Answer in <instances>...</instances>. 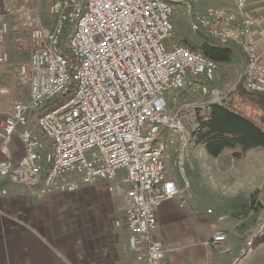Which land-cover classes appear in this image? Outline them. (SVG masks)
Here are the masks:
<instances>
[{
    "label": "built area",
    "instance_id": "2783aa9c",
    "mask_svg": "<svg viewBox=\"0 0 264 264\" xmlns=\"http://www.w3.org/2000/svg\"><path fill=\"white\" fill-rule=\"evenodd\" d=\"M13 1L0 0V64L9 59L7 16L15 13L28 30L16 49L26 42L29 53L16 72L15 88L25 87L27 96L15 98L0 124V155L7 154L15 133L23 153L15 161L0 158V181L40 182L39 195L71 193L112 181L123 170L126 187L117 188L128 231L123 255L160 264L165 248L153 237L156 208L173 198L184 206L183 191L189 188L184 174L182 186L168 176L166 161L172 150L182 172L196 111L221 102L213 85L218 63L172 39L170 0H45V18L37 6L13 8ZM234 2L237 12L195 11L191 24L218 45L238 50L239 81L264 94L253 21L244 12L246 0ZM187 90L208 100L168 108L167 94ZM260 205L264 211V196ZM226 238V231L217 230L205 244L226 253Z\"/></svg>",
    "mask_w": 264,
    "mask_h": 264
},
{
    "label": "crops",
    "instance_id": "0c3cea01",
    "mask_svg": "<svg viewBox=\"0 0 264 264\" xmlns=\"http://www.w3.org/2000/svg\"><path fill=\"white\" fill-rule=\"evenodd\" d=\"M19 4L20 0H14L11 6L19 8ZM7 19L8 33L14 40L12 43L7 37L4 48L9 59L0 64V124L15 98L27 96L25 87L15 88L19 60L13 45L18 39L26 40L19 36L24 28L15 13ZM252 31L260 61L264 63V15H256ZM238 55L242 60L240 52ZM202 98L200 93L197 99ZM192 147L191 150H198L200 146ZM251 150L239 157L227 150L202 158L204 175L211 180L207 194L217 204V210L209 212L211 215L205 203L195 205L190 195L184 206L175 198L159 204L153 237L165 248L160 264H264V243L252 247L251 242L263 220L262 196L250 204L251 193L264 181V157L250 155ZM22 153L20 140L12 137L7 154L0 158L15 161ZM254 173L258 174L257 180ZM117 176L112 181L81 185L75 192L47 195L37 193L40 182L25 186L8 179L0 181V264H142L133 253L123 255L128 231L123 223L122 195L117 188L126 185L122 181L124 172L120 178ZM169 177L183 185L172 175ZM217 230L227 232L226 253H218L205 244ZM246 244L248 248L243 251Z\"/></svg>",
    "mask_w": 264,
    "mask_h": 264
},
{
    "label": "rangeland",
    "instance_id": "374dc122",
    "mask_svg": "<svg viewBox=\"0 0 264 264\" xmlns=\"http://www.w3.org/2000/svg\"><path fill=\"white\" fill-rule=\"evenodd\" d=\"M253 1L254 0H246V6L244 8V12L254 22L257 14L264 15V0H260V2L257 4H253L252 3ZM170 4L173 9L172 18L175 27L172 39L184 45L200 43V38L194 32L195 27L191 24V19L195 11L203 12L206 9H210V8H227L231 11L233 10L237 12V8L234 0H170ZM19 5L37 6L38 12L42 15H45L47 12L45 0H42V3L41 0H20ZM260 6L261 8L259 11L255 10L256 7H260ZM189 7H191V11L188 13ZM21 33H19L20 34L19 36H23L24 38H27L28 35L27 29L21 31ZM67 34L68 32H66V35ZM7 37L8 40H11V42L13 43L14 40L13 36L8 33ZM65 41L66 38H64V42ZM169 43H170L169 41H164V45L166 47H169ZM13 45H14V50H16L15 48L16 42H14ZM16 51H17L16 57L19 60V65L20 63L23 62L27 63L28 44L25 42L23 49ZM241 69H242V60L238 55V53L236 52V50H234L229 62L218 64V70L214 77L213 85L221 92L222 99L234 85H236L237 83H241L239 81ZM197 98H200V92H190L189 90L181 94H178L176 92H171L170 94L166 95L168 108L170 109H173L182 103L193 102ZM207 99H208L207 96H204V98H202L203 101H206ZM253 112L256 111L253 110ZM13 137H17V134L15 133ZM192 146L194 145L189 143L188 145L189 149H187L186 151V155L182 165V172L180 171L178 164H176V161L178 159L176 153L170 150L169 158L166 161L168 173L169 175H172L177 180L178 183H183L182 174H184V177H186V179L189 181L190 188L189 190L183 191V196L186 198L188 195H190L192 196L195 205H201L202 203H205L206 204L205 208L208 207L210 211L211 210L215 211L217 210L216 201L212 200V197L207 194L209 188H211V180L205 177L202 165L200 164L202 158L208 157V154L204 151V148L202 146H200L198 150H191L193 148ZM249 154L254 156L264 157V149L260 147H255L252 148ZM123 172L124 171H120L117 178H120ZM257 177L258 174L254 173L255 180H257ZM115 182L117 183L118 180H116ZM209 212L208 215H211L209 214ZM263 225H264V214H263V220L260 223V226L258 227V231L261 230ZM254 246L255 244L252 245V247Z\"/></svg>",
    "mask_w": 264,
    "mask_h": 264
},
{
    "label": "trees",
    "instance_id": "16d2710c",
    "mask_svg": "<svg viewBox=\"0 0 264 264\" xmlns=\"http://www.w3.org/2000/svg\"><path fill=\"white\" fill-rule=\"evenodd\" d=\"M186 45L199 50L218 64L229 62L235 50L232 47L215 46L201 39L198 44ZM190 143L202 146L210 156H218L229 150L232 156L239 157L251 148L264 149V94L248 91L242 83H237L221 102H210L204 111H196ZM259 195L264 196V182L251 193V205ZM251 242L264 243V225Z\"/></svg>",
    "mask_w": 264,
    "mask_h": 264
},
{
    "label": "water",
    "instance_id": "95a60500",
    "mask_svg": "<svg viewBox=\"0 0 264 264\" xmlns=\"http://www.w3.org/2000/svg\"><path fill=\"white\" fill-rule=\"evenodd\" d=\"M194 32L196 33V35L203 41L210 43L212 45L217 46L218 44L210 39L208 36H206L204 33H202L197 27L194 28ZM248 248V244L244 245L243 251H245Z\"/></svg>",
    "mask_w": 264,
    "mask_h": 264
},
{
    "label": "bare ground",
    "instance_id": "6f19581e",
    "mask_svg": "<svg viewBox=\"0 0 264 264\" xmlns=\"http://www.w3.org/2000/svg\"><path fill=\"white\" fill-rule=\"evenodd\" d=\"M175 28V27H174ZM17 50V49H16ZM239 53V52H238ZM19 89V88H18ZM17 93V92H16ZM17 94H19V93H17Z\"/></svg>",
    "mask_w": 264,
    "mask_h": 264
}]
</instances>
